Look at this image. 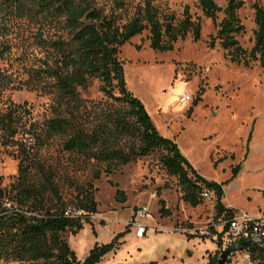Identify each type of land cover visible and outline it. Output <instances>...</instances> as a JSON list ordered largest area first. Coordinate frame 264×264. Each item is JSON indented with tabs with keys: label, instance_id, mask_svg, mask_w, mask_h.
<instances>
[{
	"label": "rangeland",
	"instance_id": "374dc122",
	"mask_svg": "<svg viewBox=\"0 0 264 264\" xmlns=\"http://www.w3.org/2000/svg\"><path fill=\"white\" fill-rule=\"evenodd\" d=\"M149 1L161 13L174 14L176 19L182 17L183 7L188 5L190 15L200 17V36L193 41L187 35L168 52H156L149 47L148 31L124 43L118 58L125 87L143 104L158 134L173 141L202 178L223 184L222 203L226 208L232 209L233 214L264 218V68L258 63L245 67L231 62L218 42L211 47L210 37L215 34V26L211 19L201 15L196 0ZM214 1L224 8L225 0ZM243 2L238 16L244 31L237 40L249 50L255 30L251 6L254 3L264 6V0ZM222 18L223 13H218L216 22ZM38 30L30 17H8L0 13V53L3 55L0 70L8 74L22 73L23 69L38 65V59L44 55L36 42ZM100 85L99 80L93 79L85 91L78 89L82 104L76 121L85 129L92 128L109 113L128 110L106 98L99 90ZM187 92L193 99L179 104L178 98ZM9 102L27 103L32 121L42 124L51 116L54 98L35 91L7 90L0 95V110ZM124 141L123 147L129 143L127 138ZM61 142L58 137L50 140L39 150V156L56 171L55 182L62 198L76 207L74 186L87 188L91 184L96 202V213L82 221V229L76 235L65 233L79 261L86 258L95 244H108L123 232L114 250L97 264H126L131 255V239L156 248L161 240L153 234L162 236L171 230L194 241L187 250V257L192 256L190 264H205L208 255L218 250L214 243L217 238L211 236L210 229L220 233L223 215L216 214L214 194L195 208L181 202L176 179L159 162L161 150L119 166L107 175L105 164L68 154L61 149ZM16 153L15 147L0 146L1 186L7 189L18 176ZM237 167L236 176L228 182ZM96 171L99 176L94 179ZM116 190L123 193L124 202H118ZM161 205L167 211L164 216L159 213ZM142 207L149 213L142 220L147 227L146 234L136 238L130 223ZM257 263L249 259L246 250L234 253L226 261V264ZM259 263L264 264V260ZM0 264L6 263L0 261Z\"/></svg>",
	"mask_w": 264,
	"mask_h": 264
},
{
	"label": "trees",
	"instance_id": "16d2710c",
	"mask_svg": "<svg viewBox=\"0 0 264 264\" xmlns=\"http://www.w3.org/2000/svg\"><path fill=\"white\" fill-rule=\"evenodd\" d=\"M196 2L201 15L214 23L211 47L218 42L231 62L245 67L258 63L264 68V6L258 3L251 6L255 30L253 45L248 50L237 40L244 31L238 16L243 0H225L224 8L214 0ZM220 12L223 18L217 23ZM0 13L34 19L39 29L37 46L44 51L38 65L23 69L22 73L0 70V95L7 90H26L54 98L51 116L42 124L32 121L27 103L9 102L0 110V146L15 147L19 159L18 176L8 189L1 186L0 178V261L97 264L125 234L119 233L108 244H95L82 262L78 260L65 233L76 235L82 229V221L96 213V202L91 184L87 188L73 185L76 207L62 198L55 182L56 171L39 156V150L57 137L62 140L64 152L105 164L107 175L159 149L162 151L159 162L176 179L181 202L195 208L203 203V192L208 191L215 196L217 216L233 215V210L222 203L223 184L202 178L177 145L155 130L143 104L125 87L118 58L119 48L144 31L149 34V47L156 52L172 51L175 43L187 35L197 41L200 17L193 18L188 5L183 7L180 19L161 13L149 0H0ZM93 79L100 81L99 90L106 98L128 110L109 113L92 128L85 129L76 121L82 104L78 89L85 91ZM125 138L129 143L123 147ZM237 172L238 167L233 169L228 182ZM98 176L96 171L93 178ZM116 198L118 202L125 201L119 190ZM159 213L167 214L162 205ZM210 233L217 237L214 243L218 250L208 255L207 264H217L222 233L213 229ZM246 252L251 261L264 260L263 247H250Z\"/></svg>",
	"mask_w": 264,
	"mask_h": 264
},
{
	"label": "built area",
	"instance_id": "2783aa9c",
	"mask_svg": "<svg viewBox=\"0 0 264 264\" xmlns=\"http://www.w3.org/2000/svg\"><path fill=\"white\" fill-rule=\"evenodd\" d=\"M192 99L193 95L187 92L178 98V103L186 104ZM211 196V192L208 191H204L202 194L203 199H210ZM153 197H155V194H153ZM133 216L134 220L131 221L130 225L134 229V235L136 238H143L147 227L142 223V220L149 216L148 210L146 207L139 208ZM224 228L227 230L222 233ZM174 231L179 230L174 229ZM220 233H222L220 252L228 247L237 246L247 241L262 242L264 241V218L253 217L246 213L233 214L232 216H225L223 214ZM257 247L263 246L258 245ZM257 261L259 263L260 260Z\"/></svg>",
	"mask_w": 264,
	"mask_h": 264
},
{
	"label": "crops",
	"instance_id": "0c3cea01",
	"mask_svg": "<svg viewBox=\"0 0 264 264\" xmlns=\"http://www.w3.org/2000/svg\"><path fill=\"white\" fill-rule=\"evenodd\" d=\"M170 232L162 236L153 234L161 240L156 248L146 247L143 243L137 244L135 239H131L129 243L131 255L126 264H149L150 262H157L156 264H190L192 256L191 258L187 257V250H190L189 246H193L194 241L187 240L182 234L172 233V230ZM207 261L206 258L205 264Z\"/></svg>",
	"mask_w": 264,
	"mask_h": 264
},
{
	"label": "water",
	"instance_id": "95a60500",
	"mask_svg": "<svg viewBox=\"0 0 264 264\" xmlns=\"http://www.w3.org/2000/svg\"><path fill=\"white\" fill-rule=\"evenodd\" d=\"M261 245L264 247V241L262 242H252V241H247V242H243L240 243L237 246H232V247H228L224 250H222L219 254L218 257V263L217 264H226V261L230 258L231 255H233L236 252H241V251H245L250 247H255Z\"/></svg>",
	"mask_w": 264,
	"mask_h": 264
}]
</instances>
